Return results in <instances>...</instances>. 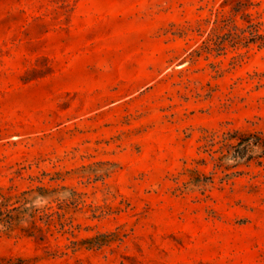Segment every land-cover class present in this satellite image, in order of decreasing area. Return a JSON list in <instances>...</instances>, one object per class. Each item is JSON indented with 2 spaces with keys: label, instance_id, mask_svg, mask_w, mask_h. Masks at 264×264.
I'll use <instances>...</instances> for the list:
<instances>
[{
  "label": "rangeland",
  "instance_id": "rangeland-1",
  "mask_svg": "<svg viewBox=\"0 0 264 264\" xmlns=\"http://www.w3.org/2000/svg\"><path fill=\"white\" fill-rule=\"evenodd\" d=\"M0 264H264V0H0Z\"/></svg>",
  "mask_w": 264,
  "mask_h": 264
}]
</instances>
